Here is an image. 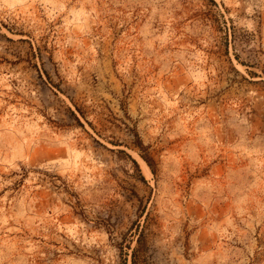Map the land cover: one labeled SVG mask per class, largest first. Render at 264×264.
<instances>
[{
  "label": "rangeland",
  "instance_id": "374dc122",
  "mask_svg": "<svg viewBox=\"0 0 264 264\" xmlns=\"http://www.w3.org/2000/svg\"><path fill=\"white\" fill-rule=\"evenodd\" d=\"M264 264V0H0V264Z\"/></svg>",
  "mask_w": 264,
  "mask_h": 264
},
{
  "label": "trees",
  "instance_id": "16d2710c",
  "mask_svg": "<svg viewBox=\"0 0 264 264\" xmlns=\"http://www.w3.org/2000/svg\"><path fill=\"white\" fill-rule=\"evenodd\" d=\"M140 244H141V241H140V239H138L137 240V249H134L133 250V259H132V262H131V264H136V258H135V253L138 251V246H140Z\"/></svg>",
  "mask_w": 264,
  "mask_h": 264
}]
</instances>
